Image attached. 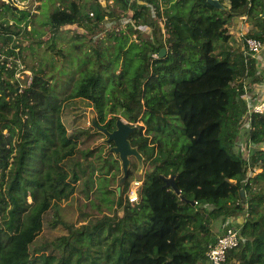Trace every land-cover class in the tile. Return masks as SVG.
<instances>
[{
	"label": "trees",
	"instance_id": "1",
	"mask_svg": "<svg viewBox=\"0 0 264 264\" xmlns=\"http://www.w3.org/2000/svg\"><path fill=\"white\" fill-rule=\"evenodd\" d=\"M46 1L39 7L49 5L42 19L0 0V264H199L212 236L211 220L242 209L248 212L241 225L244 239L227 252V264H264V203L260 207L247 193L257 185L264 199V149L251 156L262 170L247 176V160L233 150L245 111L241 90L233 85L244 69L241 52L216 51L230 38L226 25L236 15H245L254 26L248 35L264 42V0H228L226 8L206 0H114L109 8L100 0ZM153 8L156 18H151ZM120 16L130 17L129 31L137 37L120 30L113 43L92 45L91 36L103 28L104 19ZM64 25L86 28L88 49L81 48L82 37L74 45L77 50L59 48L63 60L58 63L44 50V62L23 68L31 71V79L21 87L16 61L23 49L32 54L33 43L41 40L55 48ZM144 25L150 26L151 40L140 39ZM22 29L34 37L32 44L14 42ZM130 60L135 61L133 72L124 77ZM175 72L187 76L170 80ZM75 98L89 101L97 122L107 129L114 128L116 112L129 123L143 121L145 131L138 125L130 135L149 162L135 204L125 193L135 176V160L118 203L110 197L116 189L107 187L119 170L118 158L99 153L98 162L78 159L79 153L85 159L94 153L79 148L80 135L103 132L93 126L67 131L62 108ZM248 140L264 144V115L251 116ZM160 174H174L180 193ZM95 178L100 199L107 207L122 206L123 214L115 209L94 223L73 227L57 213L51 227L61 222L67 233L46 243L50 252L42 248L32 255L29 247L42 231L44 214L58 211V203L74 194L81 179L92 188ZM101 226L112 234L110 242L84 246Z\"/></svg>",
	"mask_w": 264,
	"mask_h": 264
},
{
	"label": "rangeland",
	"instance_id": "2",
	"mask_svg": "<svg viewBox=\"0 0 264 264\" xmlns=\"http://www.w3.org/2000/svg\"><path fill=\"white\" fill-rule=\"evenodd\" d=\"M46 0H14V2L17 4V8L20 9H25L28 10L31 13L37 12V15L40 14V17L42 19H46L49 13V5H45L43 7V10L41 11L40 5L45 2ZM102 2V4H104L106 6V8H109L111 6H114V0H100ZM222 4H224L225 6H229V2L228 0H221ZM5 2V0H4ZM47 2V1H46ZM56 5L58 4V2H55ZM161 8V11L163 12V8ZM4 11V9H0V12ZM151 18H156L155 14H154V8L151 9ZM17 13V12H16ZM7 16V13H6ZM241 15H236L234 16L232 19H230V21L227 23V33L230 34V38L228 39V41L226 42H221V44L216 48V51L218 54H222L223 52H231V55L235 56L236 53L241 52V46H242V41L239 39L238 37V29L243 26L245 30H247V32H251L252 30H254V26L250 21H245V19H241L240 18ZM39 17V18H40ZM160 27H161V32H165L164 30V19L163 17L160 18ZM247 20V19H246ZM131 19L130 17L127 16H120L118 19H109L108 17H106L104 19L103 22V28L93 34L91 36V38L94 40L92 45H96V46H103L104 44L109 45L111 43L114 42L112 36L114 33L119 32L120 30H123L124 32H130L129 31V26L128 23H131ZM247 22V24H243ZM142 27V28H141ZM140 27V32L142 34V36L140 37V39L144 38V39H149L151 40L153 34H151V29L150 26L148 25H144ZM30 28V26H26V29L28 30ZM43 29H47V26H44ZM49 31V30H48ZM48 31H44L40 36L41 38H43L46 33ZM88 30L80 25H64L61 28V34L60 36L57 38V44L55 46V48H50L45 41H42L39 44H35L33 43L34 41V37H30L29 34L27 32H25L23 29L22 31L15 37V41L17 43H21L24 45H28V44H32L35 48V52L32 51L33 53L31 54V50L28 48L23 49V57H18L17 62V72H16V77L19 78L21 81V87H23L26 83H28L31 79V71L29 69H23V68H28L31 65L32 66H37L38 62L40 63L41 61L44 62V57L45 56H41V54L44 52V50H48L49 53L52 54L53 56V60L55 63H58L60 60H63V55L61 54L62 51H59V48L64 49L63 51L66 52V48H72L74 50H77V47H74L75 44H78L80 42V39L82 37L85 38L84 43H82L81 48L83 49H88V47L90 46L88 41V37L90 34H88L87 32ZM131 35L130 38H136L137 37V33H129ZM163 37H165V35L163 34ZM167 45L165 46L164 50L167 49ZM113 49V48H111ZM123 50L121 49L119 52V57L118 58H122L123 56ZM45 53V52H44ZM26 55V56H24ZM154 56V55H152ZM135 64L134 60H130L127 62V66L125 69V75L124 77H129L132 72H133V65ZM119 70V68L116 70V72ZM187 74L183 73V72H175L172 76V78H170V80H179L181 78L186 77ZM95 117L96 119V114L95 111L93 110V107L91 105V103H89V101H87L86 99H79V98H75V99H69L67 100L64 104H63V108H62V113H61V120L64 123V125L67 128V131L73 132L74 129H81V128H87L89 126H92L91 124V116ZM115 115L117 117H121L122 115H120V113L116 112ZM111 114L108 115V117H110ZM123 117V116H122ZM172 118H175V121H178V119L172 115ZM125 121H127L126 119H124ZM128 122V121H127ZM132 124V123H130ZM135 124L137 125H143L144 129L142 130V132L145 131V125L143 123L142 120H138L137 122H135ZM178 124L179 121H178ZM153 126H156V124H153ZM240 124L238 125V132L236 134V141H239L240 143H242L244 145V151H243V155H245L246 153V149H250V156H249V161L250 164L249 166H247V176L252 177L255 176L260 170H262V165L259 164V162L256 163H252L251 162V154H254V152H256L257 150L260 149H264V144H257L255 146H249V142H248V131L245 129V127H239ZM165 128H168V126H166ZM179 131L182 130V126L179 125L178 126ZM93 134L88 136V135H80L79 137V148L83 149V150H91L94 153L89 154L86 159L85 156L83 155V153H79L77 154L78 159H82L83 162L85 163L86 160H94L95 162H98L97 159H95V156L97 154H101L102 156H104L106 153L111 154V156L117 157L115 154H113V152L107 150L109 149V146L107 143H104L103 139L105 138L104 133H94V131H92ZM101 132V131H99ZM181 132V131H180ZM96 150V151H95ZM233 150H235V148L233 147ZM102 151V152H101ZM109 151V152H108ZM247 152V153H249ZM85 159V160H84ZM134 160V159H132ZM119 161V159H118ZM136 162V161H135ZM132 164H131V170H132ZM149 168V162H144V167L141 171V174L137 175L136 172H134L135 176L129 179V182L135 178H140V176ZM90 168H87V171ZM136 170V169H135ZM96 172V171H95ZM131 173V172H130ZM129 173V174H130ZM96 177H97V172L95 173ZM122 174V170H121V166H120V161H119V170L116 171V173L114 175H111V178L109 180V182L107 183V187L110 188L111 190H115L118 181V178L121 176ZM87 175V173H86ZM85 177V174L83 175V178ZM129 177V176H128ZM128 177L126 178L125 182L128 180ZM129 182L128 185L129 186ZM99 184V181L97 180V178L94 179V182L92 183V188H90V183L89 186H87V184L84 182V179H81L78 183H77V189L75 190L74 194L68 198L67 200H63L60 203H58V211L54 210L53 208L49 209L45 214H44V218H43V228L42 231L39 233L38 236H36V238L33 240V242L30 244V251L31 254H35L40 252V250H45L47 252L51 251L50 247H45L46 243L51 242L52 240H54V238L56 236H59L61 234H65L67 233V229L65 227L62 226L61 222H59L58 224L54 225L51 227L52 225V221L57 217V213L59 214V216L61 217V219L66 220L67 222L71 223L73 227H79L82 224L85 223H94L97 219L101 218L102 215L104 214H108L111 215L113 214V212L117 211L118 214H123V208L122 206L120 207L118 204H114L111 205V207H107V205L100 199L101 196L99 194V191L97 189V186ZM256 187H252L250 189L247 190L248 193V198L253 199L254 201L259 200L260 202V207L263 205L264 203V199H261L260 195H259V189H257V185H255ZM89 190V191H88ZM91 190V191H90ZM126 193V192H125ZM124 193V195H125ZM121 195V194H120ZM118 196L116 191L113 193H110V197L113 200H116V202L120 201V197ZM99 196V197H98ZM125 198V197H124ZM28 200H30V198H28ZM119 206V207H118ZM248 213L246 211V209H242L238 215L235 216H240L243 219L246 220L247 214ZM229 217H231L232 215H228ZM59 218V217H57ZM237 217H233L232 219H235ZM223 220L222 216H217L214 220H211V224L209 225L210 228V233L212 234V236L215 234L216 230L214 231V234L211 230V228H215L221 221ZM110 236H112V234H109V230L108 227L106 226H101L98 227L97 229H95L94 231V235H88L86 238V241L83 242L84 246H90L92 242H94L96 248L99 247L100 244L103 243V241L107 240L108 242H110ZM211 236V237H212ZM100 243V244H99ZM95 248V249H96ZM105 246H102V249H104ZM91 254L93 255L94 251L91 250ZM199 264H207L204 262H201Z\"/></svg>",
	"mask_w": 264,
	"mask_h": 264
},
{
	"label": "built area",
	"instance_id": "3",
	"mask_svg": "<svg viewBox=\"0 0 264 264\" xmlns=\"http://www.w3.org/2000/svg\"><path fill=\"white\" fill-rule=\"evenodd\" d=\"M240 18L245 19V15L240 16ZM243 24H247V22ZM237 33L239 39L242 41L240 51L244 69L236 77L233 85L236 90H241L239 97L245 106V111L241 116L239 124L248 131L251 116L253 114L264 115V42L257 37L248 35L249 33L243 26L238 29ZM235 139L233 142L235 151L241 153L242 157L247 160V166H249L250 149H246V153L243 155L244 145ZM248 142L249 146H254L255 144L249 140ZM142 182L141 178H135L129 182L126 192L129 203L135 204L138 201L139 189ZM236 217L235 219L226 217L221 222L213 238L207 243L204 252V263L227 264V252L238 246L244 239L241 235V225L245 219L240 216Z\"/></svg>",
	"mask_w": 264,
	"mask_h": 264
},
{
	"label": "water",
	"instance_id": "4",
	"mask_svg": "<svg viewBox=\"0 0 264 264\" xmlns=\"http://www.w3.org/2000/svg\"><path fill=\"white\" fill-rule=\"evenodd\" d=\"M209 4L216 8H226L220 0H206ZM6 3L17 6L14 0H5ZM264 16V13L262 14ZM164 53V48H162L159 52L160 55ZM91 124L96 130H99L104 133L105 138L103 139L104 143H107L109 146V151L113 152L117 156L120 161V166L122 170L121 176L118 178L117 186H116V193L119 196L121 190L124 186V182L129 175V170L131 168L132 159L136 161V170L135 172L137 175L141 174V171L144 167V156L138 150L136 145H133L130 141L131 133L137 129V124H130L129 122L125 121L123 117H116L115 118V125L114 128L107 129L103 125L99 124L95 117L91 116ZM165 182L166 186H170L174 192L177 194L180 193L176 182H175V175L165 176L163 174L159 175ZM241 194H243L244 190L240 189ZM120 201H118L119 203ZM193 202V201H191Z\"/></svg>",
	"mask_w": 264,
	"mask_h": 264
},
{
	"label": "crops",
	"instance_id": "5",
	"mask_svg": "<svg viewBox=\"0 0 264 264\" xmlns=\"http://www.w3.org/2000/svg\"><path fill=\"white\" fill-rule=\"evenodd\" d=\"M255 145H257V144H254V146H255ZM227 217H229V216H227ZM233 217H236V216H231L230 218L232 219ZM225 219H226V217L223 218V220H225ZM223 220H222V221H223ZM222 221H221V222H222ZM221 222H220L215 228H211L213 234H214V231L218 229V227H219V225L221 224ZM212 238H213V236L211 237V239H212ZM211 239H210V240H211Z\"/></svg>",
	"mask_w": 264,
	"mask_h": 264
}]
</instances>
